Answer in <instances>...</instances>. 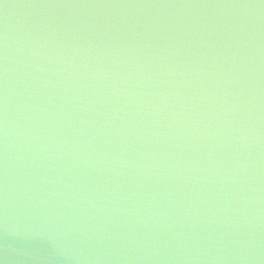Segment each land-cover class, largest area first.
Instances as JSON below:
<instances>
[{"label": "water", "instance_id": "water-1", "mask_svg": "<svg viewBox=\"0 0 264 264\" xmlns=\"http://www.w3.org/2000/svg\"><path fill=\"white\" fill-rule=\"evenodd\" d=\"M0 264H264V0H0Z\"/></svg>", "mask_w": 264, "mask_h": 264}]
</instances>
